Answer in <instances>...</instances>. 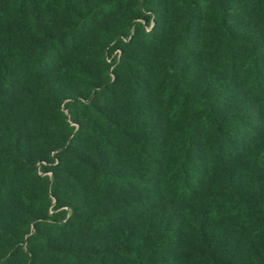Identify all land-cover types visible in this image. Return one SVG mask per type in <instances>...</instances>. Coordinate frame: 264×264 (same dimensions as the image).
I'll return each instance as SVG.
<instances>
[{
  "label": "trees",
  "instance_id": "16d2710c",
  "mask_svg": "<svg viewBox=\"0 0 264 264\" xmlns=\"http://www.w3.org/2000/svg\"><path fill=\"white\" fill-rule=\"evenodd\" d=\"M0 264H264V0H0Z\"/></svg>",
  "mask_w": 264,
  "mask_h": 264
},
{
  "label": "water",
  "instance_id": "95a60500",
  "mask_svg": "<svg viewBox=\"0 0 264 264\" xmlns=\"http://www.w3.org/2000/svg\"><path fill=\"white\" fill-rule=\"evenodd\" d=\"M66 112H67V114H68V109L66 108Z\"/></svg>",
  "mask_w": 264,
  "mask_h": 264
}]
</instances>
